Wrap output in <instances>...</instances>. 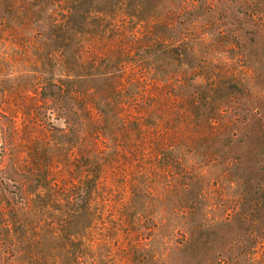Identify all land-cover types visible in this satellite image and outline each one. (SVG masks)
Wrapping results in <instances>:
<instances>
[{
	"label": "rangeland",
	"instance_id": "rangeland-1",
	"mask_svg": "<svg viewBox=\"0 0 264 264\" xmlns=\"http://www.w3.org/2000/svg\"><path fill=\"white\" fill-rule=\"evenodd\" d=\"M129 5L112 23L143 132L101 180L97 246L112 264H264V0Z\"/></svg>",
	"mask_w": 264,
	"mask_h": 264
},
{
	"label": "trees",
	"instance_id": "trees-1",
	"mask_svg": "<svg viewBox=\"0 0 264 264\" xmlns=\"http://www.w3.org/2000/svg\"><path fill=\"white\" fill-rule=\"evenodd\" d=\"M129 4L0 0V264H112L101 180L143 132L139 93L123 92L137 63L112 23Z\"/></svg>",
	"mask_w": 264,
	"mask_h": 264
}]
</instances>
